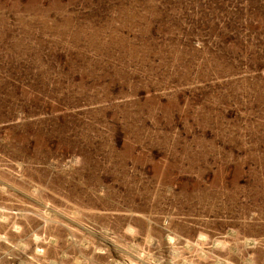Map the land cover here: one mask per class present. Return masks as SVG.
Here are the masks:
<instances>
[{"label":"rangeland","instance_id":"374dc122","mask_svg":"<svg viewBox=\"0 0 264 264\" xmlns=\"http://www.w3.org/2000/svg\"><path fill=\"white\" fill-rule=\"evenodd\" d=\"M0 264H264V0H0Z\"/></svg>","mask_w":264,"mask_h":264}]
</instances>
